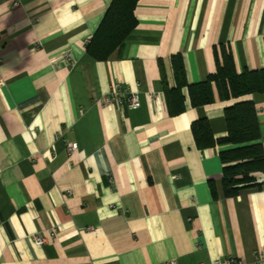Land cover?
I'll use <instances>...</instances> for the list:
<instances>
[{
  "label": "crops",
  "instance_id": "0c3cea01",
  "mask_svg": "<svg viewBox=\"0 0 264 264\" xmlns=\"http://www.w3.org/2000/svg\"><path fill=\"white\" fill-rule=\"evenodd\" d=\"M112 1L0 0V262L254 264L264 171L226 195L220 152L234 145L199 147L192 125L207 119L224 138L226 108L251 100L264 145V93L223 99L214 85L213 102L194 105L188 86L216 72L222 49L239 72L264 68V0H139L125 43L95 58L88 43ZM116 81L139 91V108L105 105Z\"/></svg>",
  "mask_w": 264,
  "mask_h": 264
},
{
  "label": "trees",
  "instance_id": "16d2710c",
  "mask_svg": "<svg viewBox=\"0 0 264 264\" xmlns=\"http://www.w3.org/2000/svg\"><path fill=\"white\" fill-rule=\"evenodd\" d=\"M139 0H113L93 38L88 51L95 58H109L120 48L137 24L135 8ZM217 55V70L204 81L189 84L194 105L213 102V86L223 99H239L256 92L264 93V68L246 69L239 72L233 53L222 49ZM175 79L179 86L187 84L183 59L180 54L172 57ZM179 89L168 90L167 96L171 113L180 98ZM227 136L215 138L207 119H199L192 125L199 147L216 143H231L232 148L221 151L224 164L223 187L228 196L237 195L241 190L257 186L255 173L264 171V145L255 104L251 100H240L226 108ZM214 188V187H213ZM215 191V188L213 189Z\"/></svg>",
  "mask_w": 264,
  "mask_h": 264
},
{
  "label": "built area",
  "instance_id": "2783aa9c",
  "mask_svg": "<svg viewBox=\"0 0 264 264\" xmlns=\"http://www.w3.org/2000/svg\"><path fill=\"white\" fill-rule=\"evenodd\" d=\"M69 60L73 61L71 53H67L66 56ZM105 105L111 107H120V108H139L141 106V99L139 91L132 90L128 84H125L121 81H116L112 84L110 91L106 95ZM76 148V143H69L68 149L72 151ZM56 230L53 229L50 237L54 238ZM33 239L37 245H43L48 241V238L39 234H35ZM256 262L254 264H259L261 259H264V248L257 250L255 252ZM0 264H2L0 262ZM169 264H173L172 262ZM213 264H248L244 258L238 256H225L219 258L213 262Z\"/></svg>",
  "mask_w": 264,
  "mask_h": 264
}]
</instances>
